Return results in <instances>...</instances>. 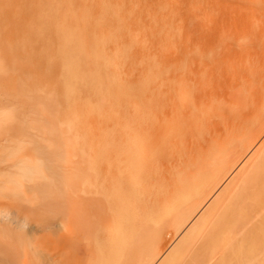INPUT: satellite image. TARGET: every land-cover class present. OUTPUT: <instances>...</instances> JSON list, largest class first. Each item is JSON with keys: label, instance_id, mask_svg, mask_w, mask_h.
<instances>
[{"label": "bare ground", "instance_id": "6f19581e", "mask_svg": "<svg viewBox=\"0 0 264 264\" xmlns=\"http://www.w3.org/2000/svg\"><path fill=\"white\" fill-rule=\"evenodd\" d=\"M0 264H264V0H0Z\"/></svg>", "mask_w": 264, "mask_h": 264}, {"label": "rangeland", "instance_id": "374dc122", "mask_svg": "<svg viewBox=\"0 0 264 264\" xmlns=\"http://www.w3.org/2000/svg\"><path fill=\"white\" fill-rule=\"evenodd\" d=\"M38 7V8H37ZM40 7V8H39ZM22 8H24L23 9V12L25 13L23 16H24V18H23V20H22V27H21V29H22V36H24V37H26L25 39H28L29 41H25V39H24V41L25 42H27L28 44H27V46H29L28 48H31V50L29 51L28 49H26L27 48V46H25L24 44H22V49H21V53H22V55H21V58H23V59H21V61H20V63L21 64H23L24 62L27 64H25L26 65V67L27 66H29V67H27V72H29L28 74H26L27 72L26 71H24V73L26 74H24L25 75V81L23 82L24 83V85L26 84L25 82L27 81V82H29L28 83V85H27V87H29L30 86V94L32 95V96H35V98H36V96L40 99V96L42 95V92H41V90H39V89H35V86H34V84L36 83V84H39V82L37 83V81H38V79L40 78V72L42 71V72H44V71H46V70H48V69H51L53 66H57L60 62L58 61L59 60V58H58V55L59 54H57V53H55L52 49H50V47H49V45H47L48 44V42H49V40H50V38H49V32H50V26H49V24H48V20H49V18H51V11L45 6V7H43V6H38V5H35L34 3H32V2H28V3H25V4H22ZM37 10V11H36ZM36 11V12H35ZM34 14V15H33ZM27 17H30V18H28V20H27ZM48 17V19H47V21H46V18ZM42 19V22L40 21ZM24 21V22H23ZM27 21V22H26ZM35 21V22H34ZM31 22H33V23H31ZM47 22V23H46ZM35 23V24H34ZM24 24H25V26H24ZM48 24V25H47ZM27 25H29V27L27 28L26 26ZM30 25H31V27H30ZM28 30V31H27ZM26 31V32H25ZM25 32V33H24ZM32 33V34H31ZM23 34H25V35H23ZM45 34V35H44ZM30 35H31V37H30ZM44 36H45V38H44ZM23 37V38H24ZM30 38V39H29ZM47 38V39H46ZM35 41V42H33V40ZM36 39H37V42H36ZM38 40H39V42L40 43H38ZM22 41H23V39H22ZM44 41V42H43ZM44 43V45L45 46H43V43ZM24 43V42H23ZM24 45V46H23ZM31 45V46H30ZM38 47H37V46ZM40 45H42V46H40ZM47 45V46H46ZM23 47H25V49L23 48ZM36 47V48H35ZM45 49L47 52H48V54H47V52H45V50L43 49V51H42V49ZM35 48V49H34ZM38 48H39V50H38ZM25 52H23V51ZM27 50H28V53H30V54H28L27 53ZM34 50V51H33ZM42 53H41V52ZM55 53V54H54ZM52 54L53 55H56V57L55 56H53L54 58H52ZM33 55V56H32ZM43 55V56H42ZM44 55H45V57H44ZM42 56V60L40 59L39 60V58ZM51 58H50V57ZM28 57H30V58H28ZM26 58V59H25ZM44 58V59H43ZM50 58V59H49ZM25 59V60H24ZM48 59V60H47ZM56 59V60H55ZM45 60V61H44ZM47 60V61H46ZM51 60V61H50ZM32 62V63H34L35 65L37 64V63H39V65L37 64L36 66L35 65H33L32 63H29V62ZM43 61V62H42ZM52 61L55 63V64H52ZM56 63H58L57 65H56ZM42 64V65H41ZM61 64V63H60ZM25 65H22V66H25ZM46 65H47V67H46ZM49 65V66H48ZM52 66V67H51ZM30 67H32V68H30ZM34 67H37V71H35L36 70V68H34ZM43 69V70H42ZM30 70H31V72H30ZM39 70V71H38ZM37 72V75L35 74ZM41 72V75L43 74ZM31 74H32V76H33V78H32V76H31ZM39 75V77H37ZM26 76L27 77H29V78H26ZM37 79V80H36ZM34 80V81H33ZM33 81V82H32ZM32 84H31V83ZM32 86V87H31ZM34 87V88H33ZM49 88V87H48ZM33 90V91H32ZM32 92V93H31ZM34 94V95H33ZM40 95V96H39Z\"/></svg>", "mask_w": 264, "mask_h": 264}]
</instances>
